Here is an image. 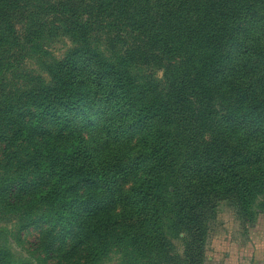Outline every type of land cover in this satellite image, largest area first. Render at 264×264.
<instances>
[{
    "label": "trees",
    "instance_id": "trees-1",
    "mask_svg": "<svg viewBox=\"0 0 264 264\" xmlns=\"http://www.w3.org/2000/svg\"><path fill=\"white\" fill-rule=\"evenodd\" d=\"M96 98L90 144L74 116ZM263 157L264 0H0V217L17 236L0 227V264H203L216 205L264 195Z\"/></svg>",
    "mask_w": 264,
    "mask_h": 264
},
{
    "label": "rangeland",
    "instance_id": "rangeland-1",
    "mask_svg": "<svg viewBox=\"0 0 264 264\" xmlns=\"http://www.w3.org/2000/svg\"><path fill=\"white\" fill-rule=\"evenodd\" d=\"M65 50L64 44H53L50 52L55 56H60ZM29 66L31 69L38 71V66L35 63L31 62ZM31 69L21 70L20 72L27 73ZM97 100H95L94 105L90 104L88 106V113L84 111L85 105H83L80 106L79 112L74 116L77 130L82 132V138L85 137L90 144L93 139H97L98 134L93 130L92 123L93 125L101 124V121L105 120L102 118L104 114L101 101L98 100L99 102L96 104ZM108 119L110 120V117ZM72 126H74L73 123ZM146 126L147 123L140 122L139 125L127 131V135H134L131 141L132 146L136 147L138 142V150L140 149V151L143 149L142 144H144L146 137L144 133ZM105 132L103 131L99 137L102 144L107 143L101 153L104 157L110 158L112 149L108 147H112L113 137L115 136L113 132L110 135ZM136 160L139 161L140 156ZM262 164V173L264 174V163ZM135 180L136 175L131 174L119 186L127 192L134 185ZM260 191L264 193V188ZM248 211V214L243 213L239 206L237 207L230 202H220L216 205L215 218L209 223L211 233L208 239L206 259L203 264H264V195L256 197ZM14 223L15 220L10 215L0 217V227L11 229L12 233L8 235L13 239H17V236H14ZM40 231L28 230L23 234L20 241L14 240V251L21 256L30 257L32 251L35 250V245L39 242ZM170 243L175 253L184 250V242L180 241L179 238H171ZM119 257V254L111 252L99 264H118Z\"/></svg>",
    "mask_w": 264,
    "mask_h": 264
}]
</instances>
